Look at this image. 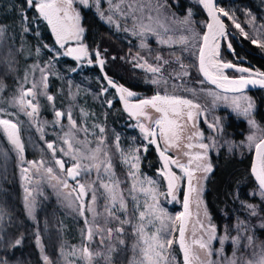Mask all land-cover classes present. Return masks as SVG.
Returning <instances> with one entry per match:
<instances>
[{"label": "rangeland", "instance_id": "rangeland-1", "mask_svg": "<svg viewBox=\"0 0 264 264\" xmlns=\"http://www.w3.org/2000/svg\"><path fill=\"white\" fill-rule=\"evenodd\" d=\"M195 1L204 13L200 0ZM37 3L39 0H34V4L31 6H35ZM168 6L169 4L165 0H87V3L74 0L73 3L74 12L79 15L80 27L84 29L82 11L91 10L98 20L105 24L118 38L132 46V51H126L125 55L121 57L113 51L110 41L111 48L107 47V39L101 38L99 41H93L91 45L101 53L104 61L103 69H107L108 63L113 64L116 68L113 74L119 75L127 83L138 80L137 83L140 84L133 83L134 86L143 89L148 87V89H153L159 94L176 95L191 100L194 104H200L197 114L202 117L203 122H200L198 117L194 126L191 127L183 117L181 119L183 129L180 132L179 146L173 152L177 158L182 160L183 164H188L189 160V156L184 155L185 152L193 156L196 154L203 156L202 160L194 161L191 165L194 177L192 188L195 191H191V216L185 233V241L193 253L199 256L198 260L192 259V264H209V262L211 264H250V262L251 264H258V261L264 256V240L258 235V232L264 229V216L260 213L259 207L250 204L249 201L240 202L238 197L233 198L234 205L229 209L231 210L230 222L224 223L218 230L205 199L207 185L215 166L214 161L220 151L223 149L227 154L236 156L240 155L239 150L243 153L253 152L255 144L250 143L249 136H255L256 143L263 138V129L254 116L255 99L249 92L237 95L216 92L202 81L196 60L204 25L201 26L200 22L193 19L194 14L187 5L181 9L176 7L179 10L176 13L169 11ZM261 9L262 13L258 17L247 15L249 16H246L247 18L239 17V22H232L236 35L234 34L233 38L228 36L227 43L221 44L219 55L221 63L235 65V61L243 62L233 53L234 41L232 42V39L237 41L239 50L244 51V42H247L258 52L264 53V4ZM219 13L221 17H225L223 12L219 11ZM228 21L231 22V20ZM237 24L239 27H236ZM84 32L85 30L81 34L79 42H74L80 43L83 40ZM229 45H231V53L226 50ZM47 50L50 51L53 59L61 55L51 49ZM62 50L64 52V48ZM62 50L59 52L62 53ZM224 51L230 55L232 61L224 56ZM91 56H93V51ZM149 66L159 68L160 71H149ZM69 71L68 75L77 74L75 73L76 67ZM261 71L264 72L262 69ZM229 72L231 76L236 74L242 76L236 71ZM50 74V70L43 67L37 74L24 79L17 89L15 98L8 101L7 110L0 109V118L14 121L18 116H23L51 156L49 159L43 157L36 161L28 160L25 155L24 141L20 136L16 122L19 139L23 145V153L11 143L3 126H0L7 145L17 157L20 203L25 218L33 225L32 236L44 264L50 263L48 259L47 261L44 259L46 255L42 237L38 233L39 226L36 217L41 204L47 205L48 203L44 202L49 200H53L66 215L75 217V219L81 218L85 226L84 232L82 229L79 231V239L76 245L69 244L68 240L60 245L59 261L61 264H86L84 260L80 259L79 251L85 245L92 252L100 253L99 256L94 257L92 264H134V261L140 259V255L138 249L135 251L133 249V245L137 241L133 227L141 223L139 219V212L141 211L146 213L143 221L146 232L150 234L155 229L161 228L163 237L174 240L173 245L166 253L168 256L167 264H179L175 250V248L179 250L177 246L178 231L175 230L179 226V221H176L175 217L181 213V176L178 175L180 179L177 182V187L169 196L165 186V177L161 170L150 176L142 172V160L147 152L146 146L149 140L142 137L139 132L138 138L129 140L131 148H126L121 143L125 140L122 137L125 132L121 133L120 131L114 137L111 134V143L108 142L109 135H107V139L103 138L104 134L100 137H93L83 126L78 125L70 112V107L67 108L64 115L57 117L52 103L53 97L51 96L52 99L49 100L50 95L47 93ZM79 78L81 79L69 78L67 81L69 97L73 103L76 98H88V95H92L97 100L99 99V103L104 104L105 102L107 105V85L105 83L102 85L98 79L95 80V84L99 87L97 90L99 93H96L95 89L90 88L85 78L82 79L80 75ZM29 90L32 94L26 96L25 101L31 100L32 105L35 106L36 111L32 115L27 114L32 112V107H28L27 103L24 106L19 103L22 92ZM41 98L47 99L54 110L52 123H46L40 119L39 99ZM69 114L72 121L75 122V127L68 119ZM230 116L236 118L237 121H243L248 128V132L242 134V139L239 141L230 139L222 128ZM49 136L53 138L52 149L47 147L50 142H47L46 139ZM189 137L192 138L189 139ZM66 140L71 143V149H69L68 143H65ZM188 144H192L194 147L189 149L186 147ZM199 144L208 145L207 150L201 149ZM97 148L101 149L99 153L95 151ZM93 155L97 157L95 160L91 159ZM56 160L64 162L65 170L62 171L58 168ZM76 163L80 164L78 169L80 174L76 179H70L67 175V169ZM109 163L111 167L106 171ZM197 163L201 165L199 169L196 167ZM96 164L101 165L99 169L95 167ZM132 164H136L137 168H132ZM209 166L211 170L205 171L204 169ZM48 168H52V173H48ZM24 169H27V172ZM133 172L135 176L129 174ZM149 180L154 181V183L149 184ZM115 181H119V187L115 191L123 194L127 211L120 209L119 200H117L116 208L113 209L115 215L110 216L106 211V208H112L110 194L102 185L109 184L112 186ZM64 182L68 184V187H64ZM80 184L85 185L84 199H77ZM133 184L136 185L134 191L132 190ZM141 187L153 189L156 200L154 201L151 195L141 192ZM256 194L263 201V196L259 191L250 192L248 198L250 199ZM93 195L96 197L94 203L92 201ZM173 195L175 199H173ZM133 196L136 197L135 201L132 199ZM157 202L159 208L167 213V217L172 218L169 220L164 217V225L155 219L157 215H161L159 211L155 214L151 213L150 206ZM80 203L85 205L84 215L80 214ZM29 204H31V212L29 211ZM89 207L95 211H89ZM221 213H224V209L221 210ZM4 216L3 213H0V233H2L3 223L6 221ZM115 217H119L120 220H128L130 223L122 225L123 233L118 234L113 231L111 238H109L106 232L107 228L121 227ZM226 217L228 219L227 215ZM149 220L154 223L148 224ZM7 226H10L9 223ZM213 227L215 228V238L209 243V236L212 235L211 229ZM88 228L93 229L91 241L87 239ZM98 229L103 231H98ZM169 233L171 234L169 235ZM7 240L10 246L15 242V240L10 241V238ZM120 240H123L124 243L121 244ZM201 240L208 243L207 249H200L198 243H195ZM1 250L3 249L1 248ZM74 250H76L75 256L71 255ZM209 252L211 255L208 254ZM9 257L8 252H2L0 264H17L15 260H13L14 262L9 261Z\"/></svg>", "mask_w": 264, "mask_h": 264}, {"label": "trees", "instance_id": "trees-1", "mask_svg": "<svg viewBox=\"0 0 264 264\" xmlns=\"http://www.w3.org/2000/svg\"><path fill=\"white\" fill-rule=\"evenodd\" d=\"M165 1L169 4V11H173V13L179 12L176 7L181 9L187 5L194 14L193 19L200 22L201 26H205L206 17L197 1ZM216 3L220 12L228 13V16L221 18L231 32L235 34L232 22H239V17L247 18L252 15L258 17L262 13L261 8L264 1L216 0ZM82 13L84 17V34H87L85 39L93 42L105 38L111 42L113 51L121 57L125 55L126 51H132V46L118 38L105 24L98 20L91 10H84ZM228 20H231V22ZM201 29L203 28L201 27ZM233 41L232 49L235 57L241 58L248 64L264 71V53L258 52L256 48L250 46L247 42H244V51L239 50L237 41L232 39ZM47 49L61 54L53 43L45 22L40 19L35 11V6L29 5L27 0H0V109L7 110L9 107L8 101L15 98L17 89L24 79L37 74L41 68L47 67L51 73L47 93L53 97L52 103L56 112L64 114L67 112V108L70 107V112L79 126H83L93 137H100L104 134L103 138L107 139V135H109V143H111L112 135L114 137L120 131L121 133L125 132L122 135L125 140L122 139L121 143L126 148L130 147L129 140L131 138L136 139L138 132L131 130L129 121L125 127L122 126L123 122L121 121L124 117H121L119 112L111 111L107 113L105 102L104 104L99 103V99L97 100L92 95H88V98H76L74 103L69 97L67 81L69 78L81 79L79 75L82 79L85 78L88 81L90 88L99 93L97 91L99 87L95 84V80L98 79L102 85L104 83L99 71L96 68L80 69L75 72L77 74L68 75L69 70L74 69V63L60 56L53 59L54 57L50 55V51ZM223 53L232 61L226 51ZM194 71L197 73L196 70ZM105 72L107 74V69ZM113 72L115 71H112L114 77H120L113 74ZM196 75L198 77V74ZM251 95L256 102L254 116L263 129L262 135L264 137V91H255ZM39 108L40 119L46 123H52L54 110L48 100L39 99ZM11 111L13 110L11 109ZM7 120L13 123L16 122L18 125L28 160L36 161L43 157L45 159L51 158L46 147L41 144L39 136L23 116H18L14 121L12 119ZM101 129H103V132H101ZM224 131L230 139L239 141L242 139V134L248 132V128L246 123L237 121L236 118L230 116L225 122ZM46 141L52 143V136L47 137ZM105 142L107 143V140ZM238 152H240V155L236 156L227 154L223 149L220 151L214 161L215 166L207 185L205 199L218 230L221 229L224 223L230 222L231 210L229 209L234 205L233 198L236 197L240 199V202L249 201L250 204L257 205L260 213L264 216V195H262L263 201L258 198L257 194L250 199L248 198L250 192L259 191L249 173L252 151L243 153L239 150ZM17 168V157L7 145L0 130V213L5 215L6 220L3 223L5 227L1 228L2 233H0V256L2 252H8L9 261L15 260L17 264H44L32 236L33 225L25 218L20 203ZM141 169L143 173L149 176L154 175L155 171L159 169L158 160L151 147L143 157ZM44 203L48 204L43 205L42 203L37 212L38 233L42 237L44 253L49 263L61 264L59 261L60 245L67 240L69 244L76 245L79 239V231L82 229V232H84L85 226L81 218L75 219V217L66 215L53 200ZM222 209H224L228 219L224 213H221ZM8 223L10 226H7ZM258 235L264 240V229H261ZM9 238L10 241L15 240L11 246L8 245L7 239ZM17 240L20 241L19 244L16 243ZM175 250L178 263L183 264L179 250L177 248Z\"/></svg>", "mask_w": 264, "mask_h": 264}, {"label": "snow or ice", "instance_id": "snow-or-ice-1", "mask_svg": "<svg viewBox=\"0 0 264 264\" xmlns=\"http://www.w3.org/2000/svg\"><path fill=\"white\" fill-rule=\"evenodd\" d=\"M27 3L29 5L34 4V0H27ZM73 3L74 0H39V3L35 4V7L38 9L40 15L47 20L48 24L52 26V31L56 34L57 42L60 44V47L63 48L65 46V43H67L70 40H75L79 42L80 36L83 33L84 29L80 27L79 25V15L75 14L73 9ZM81 3H87V0H81ZM201 3L204 4V6L208 9L209 15L212 18L213 23H209L207 25L208 32L203 35V47L200 48L199 52V61H200V71L203 73V75L211 81V83L216 84L218 87L225 89L226 91H240L247 85H255L260 84L264 86V73H257L260 78L259 79H246L243 76L240 77L238 80H230L226 75L223 74V69L225 68H232L234 67L231 63H224L220 64L218 63L214 57L218 55V48L219 44L217 43V37L218 36H224L225 33V26L223 22L220 20L219 16L217 15L215 8L212 4V0H201ZM222 11V10H221ZM223 15L228 16V13L224 12ZM111 19V18H109ZM236 27H239L237 24ZM253 43H256V41H253ZM231 47V45H229ZM207 50V51H206ZM77 54L76 58L79 59L81 56H86L87 49L84 45L80 44L77 48H69L65 55H73ZM97 57H99V53H96ZM159 59V57H158ZM91 63V61H89ZM104 61L100 60V64L103 65ZM212 68L215 70L216 75H213L212 72L209 71V69ZM149 71L152 72H158L160 71L159 68H154L149 66ZM237 71L241 73L249 72V69L247 68H238ZM108 83L113 87L116 88V90L121 94L120 99L124 101L125 109L129 112L132 116H145V109L150 107L155 110V112L159 113L160 116L154 121V124L159 129V136L161 139L165 141L166 144H168L169 147H178V142L180 140V132L183 129V126L178 123L177 119H174L172 117H180L183 115V109L187 107L188 109H198L199 105L194 104L191 100L184 99L175 95H159L153 96L151 99H144L141 100L137 104L129 103V98L134 96L135 94L131 91H129L127 88H124L123 86H117L113 81L109 79ZM32 94L31 90L28 92H22L19 103L21 106H24L25 103H27L28 107H32V112L27 113L28 115H32L33 112L36 111L35 106L32 105V101L28 100L25 101V97ZM49 100L52 99L51 96L48 97ZM237 107L239 105L237 104ZM251 107V105H249ZM245 112H247V109H245ZM64 115L61 112H56L57 117H61ZM150 119V117H148ZM69 121L73 124V127H75V122L72 121L71 115H68ZM187 119L192 120L193 119V112L188 111L187 112ZM0 126H3L4 132L7 134L8 139L11 141L13 145L21 152L23 153V145L20 142L19 135H18V129L17 125L13 123L10 120L7 119H0ZM212 127V125H209ZM139 127L141 128V131L145 133L146 136L153 137L149 142L152 144H156L157 141L155 137L157 136V132L154 129L146 128L143 124H140ZM101 132H103V129H101ZM199 135V134H197ZM192 137H189L191 139ZM250 143L255 144V150H256V163L253 165L252 172L255 174L256 179L259 181V185L261 189H264V139H261L258 143H256L255 136H249ZM65 143H68L69 149L72 148L71 143H69L67 140ZM201 149H204L205 151L208 148V145L206 144H199L198 145ZM49 149L53 148V144L49 143L47 145ZM159 147V146H158ZM187 148L191 149L194 147L192 144L186 145ZM97 153L101 151V149L97 148L95 150ZM167 148L162 150L160 152V155L163 159V168L164 171L162 172V175H164L165 179L168 182V194L172 195L174 190L177 187V181L180 179L174 172L171 171L169 165L174 164L178 168L181 169V171L187 176L188 182H189V190L195 191L194 188H192V180H193V171L191 170V165L194 161H200L203 159V156L201 154L191 155L188 152H185L184 155L189 156L188 164H182L177 159H173L170 156L166 155ZM67 154V153H66ZM97 157L96 155H93L91 159L95 160ZM23 159V157H21ZM75 159V157H73ZM138 159V158H137ZM103 163V162H101ZM56 164L59 165L61 170H64V162L61 160H56ZM100 164H96L95 167L97 169L100 168ZM110 163L108 164L106 171L108 168H110ZM132 168H137L136 164L131 165ZM197 169L201 167L199 163L196 165ZM80 168V164L76 163L73 165V167L67 169V175L71 177L72 179H76L77 176H79L78 169ZM205 171H210V166L204 169ZM25 172H27V169H24ZM48 173H52V168L47 169ZM132 176H135V173H129ZM55 178V177H53ZM149 184H153L154 181L149 180ZM64 187H68V184L64 182ZM102 187H104L106 190H108L110 194V199L112 202V208L108 209L106 208V211H108V214L110 216H114L113 209L116 208V201L119 200V207L120 209L127 211V204L124 201V197L122 193H117L115 191L116 188L119 187V181H115V183L110 186L109 184H103ZM136 185L133 184V191L135 190ZM27 191V189H26ZM141 192H144L146 195H151V198L155 201L156 195L155 191L153 189L149 188H140ZM79 192L80 194L77 196V199H80L81 196L85 195V185L80 184L79 185ZM95 195L92 196L93 203L95 202ZM132 199L135 201L136 197L133 196ZM173 199H175V196L173 195ZM29 211L31 212V204L28 205ZM151 213L155 214L157 211L161 213V215H157L155 217L156 220H159L161 225H164V217H167V213L164 212L162 208H159L158 202L151 205ZM189 209V198L186 194L184 197V212H181L179 215L175 217L176 221H180V225L176 231L179 232V238L178 243L180 246V249L182 250L184 254V264H192V259H199V256L193 253L192 249L189 247V245L185 241V218L187 215H189L188 212ZM85 205L83 203L80 204V214L84 215ZM89 211H95L93 208L89 207ZM146 213L144 211L139 212V219L141 223L139 225H136L133 227V233L137 237L136 243L133 245L134 251L138 249L140 259L138 261H134V264H167L168 262V256H167V250L171 248V246L174 243L173 239L165 238L161 235L162 229L157 228L155 231L151 232L150 234L146 232V226L143 223L145 220ZM117 222L121 225V227H117L115 229L113 228H107L106 232L109 238H111L113 231L120 234L124 232V228L122 225L130 223L128 220H120L119 217H115ZM167 219L171 220V217H167ZM154 222L152 220L148 221V224H153ZM203 227V225H201ZM98 231H103L101 229H98ZM212 235L209 236V243L212 239L215 238V228L213 227L211 229ZM171 233H169L170 235ZM93 237V229L88 228L87 229V239L89 241L92 240ZM17 244L20 243L19 240L16 241ZM101 243H103V240H101ZM120 243L123 244L124 241L120 240ZM195 243H198L200 249H207L208 243H205L204 241H196ZM80 251V259L84 260L86 264H92V261L95 256H99L100 253L98 252H92L87 245H85ZM211 255V253H208ZM71 255H76V250H74ZM44 259L47 261V257H44ZM211 264V262H209ZM251 264V262H250ZM258 264H264V256L261 257V259L258 261Z\"/></svg>", "mask_w": 264, "mask_h": 264}, {"label": "flooded vegetation", "instance_id": "flooded-vegetation-1", "mask_svg": "<svg viewBox=\"0 0 264 264\" xmlns=\"http://www.w3.org/2000/svg\"><path fill=\"white\" fill-rule=\"evenodd\" d=\"M86 36H87V34H84L83 40L80 43L74 42L75 40H70L67 43H65V46L63 47L64 48V52L62 50L63 48L57 47L59 50H62V53H61L60 57L61 58H67L68 59L67 55H65V53L67 52V49L68 48L79 47V45L82 44V45H84L86 47L88 54L86 56H83L81 59H76V60H70V59H68V60H70V61H72L74 63V65H75V67H76L77 70H80V69H95V68L98 70L97 65H96V62H97V58H99V60H103L102 59V56H101V53L98 50H96L95 48H93V46L91 45L92 41H88L87 39H85ZM110 46L111 45H110L109 41L107 40V47H109V49L111 48ZM92 51H93V56H91V52ZM96 53H99V57H97ZM116 56H119V55H116ZM89 61H91V63H89ZM235 65L242 66V67H249L250 64H248L245 61L240 62V63H238L237 61H235ZM103 68H104V65H103ZM111 69H113V70H111ZM114 70H115L114 65L108 63V66H107V77L110 80H114L115 81V84L118 87L119 86H123L124 88H127L129 91H131V92H133L135 94L134 96H132V97L129 98V103L137 104L141 100L151 99L153 96H156L157 94H159L158 92H156L153 89H148V87L145 88V89H143V88H139L138 86H134L133 83H137L138 80L136 82H133V83H129V82L127 83L125 80H123L121 78L114 77L112 75V71H114ZM226 73L228 74L229 77H239V75H237V74L235 76H231L229 71L226 72ZM137 84H140V83H137ZM210 88L213 89L212 87H210ZM213 90L216 91L215 89H213ZM249 93L252 94V92H249ZM159 95H166V94H163L162 93V94H159ZM111 111H117V112L120 113L121 117H124V118H122V121H121V122H123V125H122L123 127H125L126 124H127V122L129 121L130 124H131V126H132L131 130H135V131L139 132L142 137L147 138L149 141L151 140V137L150 136H146L145 133L141 131V128L139 127V125L140 124H143L146 128L156 130V132H157L156 140H157V142H158L161 150H164L165 148H167L166 155L170 156L173 159H177V160H179L180 163H182V160L180 158H177L173 154V152L176 149V147L175 146L169 147L168 144H166L165 141L160 138V136H159V129L154 124V121L157 118H159L160 114L157 113V112H155L154 109H152L150 107L146 108L145 109V113H146L145 116H136L134 118L131 117V116H128L127 114H125V112L123 111V109L121 107V104H120L119 99L117 97L116 90L113 89V88H111V87H109L107 85V113H110ZM188 111H192L193 112V119L192 120H188L187 119V112ZM198 115L199 114H197V109L184 108L183 109V115L182 116H180V117H172V118L177 119L178 123L179 124H182L181 119L184 117L186 119V122L192 127V126H194L195 121L198 120V117L200 118L199 121L200 122H203V120H201L202 117L201 116H198ZM121 117H120V119H121ZM148 117H150V119ZM222 128L224 129L223 126H222ZM149 141H148V144L146 146L147 147V152L149 150V147H151L153 149L152 143H150ZM175 143H178V142H175ZM153 151H154V149H153ZM154 153H155V151H154ZM155 156H156V153H155ZM156 158H157V156H156ZM157 160H158V158H157ZM158 163H159V169L158 170H161L162 171L161 164H160L159 160H158ZM170 169L177 176L178 175L181 176V183H182V185L180 187V195L182 197V193H183V189H184V176H183L182 172L178 171L176 168L172 167L171 165H170ZM158 170H156L155 173ZM165 186H166V180H165Z\"/></svg>", "mask_w": 264, "mask_h": 264}, {"label": "water", "instance_id": "water-1", "mask_svg": "<svg viewBox=\"0 0 264 264\" xmlns=\"http://www.w3.org/2000/svg\"><path fill=\"white\" fill-rule=\"evenodd\" d=\"M200 3H201V0H200ZM212 4L215 8V11L217 13V15L219 16L220 20L223 22L224 26H225V33L226 35L224 36H218L217 37V43L221 46V44L223 42L227 43V37L230 36V37H234V34L230 31L229 27L226 25V23L224 22V20L221 18L220 16V13H219V10L217 8V3H216V0H212ZM201 6L204 10V13H205V17H206V23H205V26H204V30H203V34H202V38H201V42H200V46H199V50H198V54H197V60H196V64H197V69H198V73L200 75V78L202 79V81L207 84L208 86L212 87L213 89H215L217 92L219 93H223V94H238V93H246V92H254V91H260V90H264V86L260 85V84H255V85H247L246 87H244L242 90L240 91H236V92H233V91H226L225 89L223 88H220L218 87L216 84H213L211 83L210 80H208L204 75L203 73L199 70L200 69V61H199V52H200V48L203 47V35L205 33L208 32V28H207V25L209 23H213L212 21V18L211 16L209 15V11L208 9L204 6L203 3H201ZM35 11L37 12V14L39 15L40 19L45 22V25L48 29V32L51 36V39L53 41V43L55 44L56 47H60V44L57 42V39H56V34L52 31V26L48 24L47 20H45L39 13L38 9L35 7ZM219 46V47H220ZM74 48H77V47H74ZM69 49V48H68ZM67 49V50H68ZM226 50L228 53H231L232 50L229 46L226 47ZM207 51V50H206ZM76 55L77 54H73V55H67L68 59L70 60H76ZM219 55H220V51H218V55H216L217 59L219 60ZM83 56H81L79 59H81ZM220 64H224V63H221L219 61ZM96 65H97V68L100 72V75L104 81V83L106 85H108L109 87L113 88L109 83V78L107 77V74L105 73L104 69H103V66L100 64V60L99 58H97V62H96ZM234 67L232 68H226V71H233V72H238L240 74H242V76L246 79H259L260 77L258 75H256L257 73H264L262 72L261 70L257 69L256 67L254 66H251L249 65V67H242V66H237V65H233ZM238 68H247L249 69V72H246V73H241L239 71H237L236 69ZM213 75H216L213 73ZM230 80H238L240 79L241 76L239 77H229L227 76ZM113 81V83H115L114 80H111ZM116 90V88H113ZM116 93H117V97L119 99V102L121 104V107L123 109V111L125 112V114H127L128 116H131V117H136V116H132L129 114V112L125 109V105H124V101L120 99V93L116 90ZM151 139H153V137H151ZM156 139V137H155ZM264 139V137L262 138ZM261 140V139H260ZM259 140V141H260ZM157 141V140H156ZM258 141V142H259ZM257 142V143H258ZM158 144V142L156 144H152V147L156 153V156L161 164V168H162V171H164V168H163V159L160 155V152L162 151L160 146ZM256 150H255V147L253 149V152H252V156H251V163H250V168H249V173H250V176L252 177L255 185L257 186L258 190L262 193V195H264V189H261L260 188V185H259V181L256 179L255 177V174L252 172V168H253V165L256 163ZM172 167L176 168L178 171L182 172L180 168H178L176 165L174 164H170ZM169 165V167H170ZM58 168L60 169L59 165H57ZM61 170V169H60ZM64 170H65V165H64ZM63 171V170H62ZM183 176H184V189H183V193H182V203H181V212H184V197L185 195L187 194L188 195V198H189V209H188V212H189V215L186 216L185 218V233H186V230H187V227H188V223H189V220H190V216H191V205H190V201H191V191L189 190V182H188V178L187 176H185V174L182 172ZM70 179H72L71 177H69ZM194 179V177H193ZM166 180V179H165ZM193 181V180H192ZM177 183V182H176ZM166 190H167V194H168V182L166 180ZM80 194V192H79ZM169 195V194H168ZM171 196V195H169ZM85 195L81 196L80 198L81 199H84ZM81 204V203H80ZM80 204H79V208H80ZM179 225H180V221H179ZM179 227V226H178ZM178 238H179V232H177V246L179 248V251H180V255H181V258H182V262L184 264V254L182 252V250L180 249V246H179V243H178Z\"/></svg>", "mask_w": 264, "mask_h": 264}, {"label": "bare ground", "instance_id": "bare-ground-1", "mask_svg": "<svg viewBox=\"0 0 264 264\" xmlns=\"http://www.w3.org/2000/svg\"><path fill=\"white\" fill-rule=\"evenodd\" d=\"M219 46H220V45H219ZM220 50H221V46L218 48V51H220ZM214 59L219 63V60L217 59L216 56L214 57ZM196 65H197V64H196ZM209 71L212 72V73H214V74H217V73H215V70L212 69V68H210ZM225 71H226V68L223 69V74L226 75V76H228V75L226 74ZM244 93H245V92H244ZM238 94H242V93H238ZM231 95H237V94H231Z\"/></svg>", "mask_w": 264, "mask_h": 264}]
</instances>
